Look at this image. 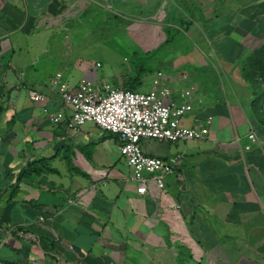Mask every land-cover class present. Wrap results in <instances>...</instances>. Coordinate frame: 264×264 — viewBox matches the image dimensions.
<instances>
[{
    "label": "crops",
    "instance_id": "obj_1",
    "mask_svg": "<svg viewBox=\"0 0 264 264\" xmlns=\"http://www.w3.org/2000/svg\"><path fill=\"white\" fill-rule=\"evenodd\" d=\"M72 1L0 0V264H264L262 95L244 72L264 46V0H172L180 25L152 63L173 99L190 85L203 98L182 125L213 122L203 139L142 140L148 154L183 155L165 190L151 182L143 195L120 138L71 126L52 85L59 73L71 87L87 75L109 82L53 39ZM148 17L131 28L139 45ZM252 130L259 143L247 150Z\"/></svg>",
    "mask_w": 264,
    "mask_h": 264
},
{
    "label": "built area",
    "instance_id": "obj_2",
    "mask_svg": "<svg viewBox=\"0 0 264 264\" xmlns=\"http://www.w3.org/2000/svg\"><path fill=\"white\" fill-rule=\"evenodd\" d=\"M101 65L97 63L96 68ZM61 78L62 73L57 74L52 85L59 89L65 105L71 109V126L81 127L94 122L101 129L117 135L121 140L120 156L133 170L132 179L139 194H145L151 182L164 191L167 178L183 162L181 154L159 157L146 153L141 144L143 139L178 142L203 139L211 131L212 117L193 127L182 125L184 116L203 103V98L198 95L197 88L190 85L180 90V99H173L172 89L165 84L162 71L154 75L151 87L145 90L115 87L110 82H99L95 75L84 76L75 87L61 82ZM256 87L262 95L264 116V75L258 76ZM31 95L35 100L44 98L36 92ZM65 118L64 112H58L51 119L56 124ZM247 137V150L259 143L255 130Z\"/></svg>",
    "mask_w": 264,
    "mask_h": 264
},
{
    "label": "rangeland",
    "instance_id": "obj_3",
    "mask_svg": "<svg viewBox=\"0 0 264 264\" xmlns=\"http://www.w3.org/2000/svg\"><path fill=\"white\" fill-rule=\"evenodd\" d=\"M152 1L141 6V0H73L53 39L67 58L101 62L102 76L115 87L145 90L147 77L158 69L152 63L153 53L170 37L174 24L180 25L179 19L175 21V11L183 13L181 6L167 0V6L160 9L164 10V18L158 20L151 16L155 10L159 12V6L154 5L161 0ZM147 17L143 32L147 44L139 45L137 31L131 28Z\"/></svg>",
    "mask_w": 264,
    "mask_h": 264
},
{
    "label": "trees",
    "instance_id": "obj_4",
    "mask_svg": "<svg viewBox=\"0 0 264 264\" xmlns=\"http://www.w3.org/2000/svg\"><path fill=\"white\" fill-rule=\"evenodd\" d=\"M244 72L247 79L256 86L258 76L264 75V46L248 58L244 64Z\"/></svg>",
    "mask_w": 264,
    "mask_h": 264
}]
</instances>
